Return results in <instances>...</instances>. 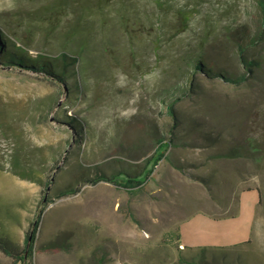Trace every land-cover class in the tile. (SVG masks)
<instances>
[{"label": "rangeland", "instance_id": "374dc122", "mask_svg": "<svg viewBox=\"0 0 264 264\" xmlns=\"http://www.w3.org/2000/svg\"><path fill=\"white\" fill-rule=\"evenodd\" d=\"M57 1L0 0L6 31L31 55H57L83 42L66 35L80 0H69L71 9L56 29L39 30L35 12ZM162 1L172 10L161 21L157 52V11L150 0H124L131 38L109 7L94 24L80 19L83 29L91 26L87 70L69 80L80 83L69 96L41 74L0 64V229L19 243L44 189L23 178L30 171L43 181L54 177L46 189L51 195L78 176L77 162L92 175L149 156L152 130L163 131L172 121L162 104L166 96L176 98L181 121L174 146L140 189L78 182L75 193L54 198L42 213L36 247L60 233L67 244L56 252L37 249L32 264H93L94 253L104 255L102 264H180L179 257L190 254L181 245L240 243L234 232L248 215H254L249 243L227 250L226 261L264 264V38L246 50L259 66L244 82L208 78L200 70L192 84L186 78L199 54L233 75L245 70L235 41L260 27L258 0ZM180 7L190 13L184 27L175 15ZM66 114L83 121L78 142L75 130L61 123ZM238 196L236 218L213 222L205 216L233 213ZM178 229L181 241L174 238ZM0 262L10 258L0 252Z\"/></svg>", "mask_w": 264, "mask_h": 264}, {"label": "trees", "instance_id": "16d2710c", "mask_svg": "<svg viewBox=\"0 0 264 264\" xmlns=\"http://www.w3.org/2000/svg\"><path fill=\"white\" fill-rule=\"evenodd\" d=\"M153 2L157 11V30L159 34L157 35L155 41L152 42L153 50L157 52L160 46L159 38L161 36V21L166 17L167 13L172 10V5L168 1L162 0H150ZM112 0H80V8L76 11L78 12V18L72 28L67 32V37L69 41H75L78 39L83 41L79 45L75 44L76 48H64L57 55L51 54H36L31 55L27 52L21 45L18 44L17 38H13L11 34L6 31L5 25L0 18V64L7 67H17L21 69L30 70L33 73L41 74L48 79H50L54 84L61 87L62 92L67 96L74 90V85L80 83L74 82L70 83L69 80L76 76H81V72H86L87 65L84 61L85 59V47H88L87 41L88 31L81 27V20L88 21L89 24L96 23L100 18L104 19L106 8L109 7L110 11H113L121 24L124 25L125 34L130 33V25L128 17V11L124 5V0H118L117 3H112ZM257 5L260 11V27L253 33L248 34L242 31L240 39L235 41L236 52L238 56L239 64L245 69L239 75H233L224 69H216L207 62V58L202 54L197 55L196 58L191 60L189 64L190 69L187 73V81L192 84V79L194 71L200 70L208 78H219L224 82L231 84H240L247 80L248 74L252 73L256 67L259 66V60L255 58H250L246 53L247 48L254 47L257 43L264 38V0H258ZM71 9V4L69 0H58L55 3L47 4L41 7L40 10L36 11L34 14V19L40 21L39 30H54L58 27L62 16L67 14ZM175 15H177V21L184 27L189 19V9L186 7H180L175 9ZM94 22V23H93ZM90 24V25H91ZM101 24H103L101 22ZM181 27V28H182ZM88 33V34H86ZM77 36V39L75 37ZM75 39V40H74ZM129 52L133 54L134 44L130 41ZM89 48V47H88ZM87 56L89 52H86ZM182 94H188V92L182 91ZM176 103V98H171V96H166L162 99V104L166 113L171 117V123L168 128L163 131H157L153 129V140L155 148L151 154L145 157L140 163L128 162L127 165L120 164V167L114 172L108 173L104 170H95L92 175L86 172V169L81 168L82 164L77 162L78 166V176L74 181L65 183L64 185L55 189V191L49 195L46 191L48 190V185L54 180V177H49L43 181V178L39 173L35 171H30L27 177L20 175L23 178H27L30 181L37 182L43 185V193L39 199L38 208L33 214L29 221L27 230L25 231L23 242L19 243L10 237V235L3 229H0V252L10 258V262L7 264H32L33 257L37 249L46 251H60L66 247L68 238L65 233L58 234L54 239L46 241L41 244L40 247H36V239L39 230V224L41 221L42 213L45 207L53 202L54 198H60L75 193L78 190L76 186L78 182H85L95 184L97 182L103 181L114 185L115 187L124 189L128 193H132L138 190L146 182L149 176L152 174L155 166L160 160L167 156L168 150L174 146L177 139L179 126L181 125L180 119L174 110V104ZM61 123L70 127L74 132V140L78 142L80 139V134L83 130V121L77 117H69L67 114L61 119ZM193 124V123H192ZM195 125V124H193ZM191 126L192 132L195 127ZM206 134V133H203ZM130 159H133L129 156ZM251 188H245L244 190H250ZM258 192V202L261 203L260 190L255 188ZM239 202V196L237 197L236 210L233 213L224 216H233L237 212ZM221 216V217H224ZM215 217V216H214ZM174 238L179 241L180 234L179 229L174 234ZM249 241H245L238 244H232L229 246L220 247H207V246H179L178 249H187L190 254L188 258L179 257L180 264H227L226 257L227 250L237 248L240 245H246ZM214 249H219L216 252ZM104 260V255L101 253H94L92 258L93 264H102ZM0 264H3L0 262Z\"/></svg>", "mask_w": 264, "mask_h": 264}, {"label": "crops", "instance_id": "0c3cea01", "mask_svg": "<svg viewBox=\"0 0 264 264\" xmlns=\"http://www.w3.org/2000/svg\"><path fill=\"white\" fill-rule=\"evenodd\" d=\"M250 190H252V189H250ZM257 202H258V199H257ZM236 214H237V212H236ZM236 214H234L233 216L214 217V216L206 213L205 216L209 220H211L213 222H219V220H228V219H231V218H236L235 217V216H237ZM224 222H228V221H224ZM253 222H254V215L253 216H251V215L249 216L248 215V217L246 218V221L244 223H242V225L234 232L235 233V235H234V241H239L240 240L241 241L240 243H242V242H245V241L249 240L250 239V236H251V232H252ZM179 234H180L179 241H181V238H182L181 230H180ZM215 238H217V237H215ZM192 245H194V244H192ZM195 245H200V242L197 243V244H195Z\"/></svg>", "mask_w": 264, "mask_h": 264}]
</instances>
